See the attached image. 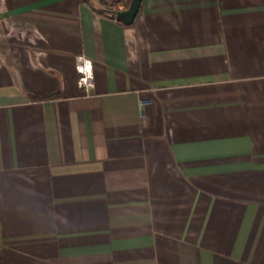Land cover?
<instances>
[{"label":"crops","instance_id":"0c3cea01","mask_svg":"<svg viewBox=\"0 0 264 264\" xmlns=\"http://www.w3.org/2000/svg\"><path fill=\"white\" fill-rule=\"evenodd\" d=\"M107 1L0 0V264H264V0Z\"/></svg>","mask_w":264,"mask_h":264},{"label":"built area","instance_id":"2783aa9c","mask_svg":"<svg viewBox=\"0 0 264 264\" xmlns=\"http://www.w3.org/2000/svg\"><path fill=\"white\" fill-rule=\"evenodd\" d=\"M109 6L113 13L117 14L119 11L127 9L129 6L125 1L118 0L117 3L114 0H108ZM76 70L78 72L77 84L85 95H90L91 91L95 88L94 77V62L86 55H78L76 57ZM148 104L147 101H142V107Z\"/></svg>","mask_w":264,"mask_h":264},{"label":"water","instance_id":"95a60500","mask_svg":"<svg viewBox=\"0 0 264 264\" xmlns=\"http://www.w3.org/2000/svg\"><path fill=\"white\" fill-rule=\"evenodd\" d=\"M142 0H131V3L127 9L121 10L117 13V16L122 19L126 24L134 22L140 7Z\"/></svg>","mask_w":264,"mask_h":264},{"label":"trees","instance_id":"16d2710c","mask_svg":"<svg viewBox=\"0 0 264 264\" xmlns=\"http://www.w3.org/2000/svg\"><path fill=\"white\" fill-rule=\"evenodd\" d=\"M125 3L129 6L130 3H131V0H125ZM102 12L105 13V14H107V15H109V16H111V17H113L114 19H116V20H118V21H122V19L119 18V17L117 16V14L113 13L112 11H111V13H110V11H108V10L105 9V10H102Z\"/></svg>","mask_w":264,"mask_h":264},{"label":"rangeland","instance_id":"374dc122","mask_svg":"<svg viewBox=\"0 0 264 264\" xmlns=\"http://www.w3.org/2000/svg\"><path fill=\"white\" fill-rule=\"evenodd\" d=\"M109 8H111V7H109Z\"/></svg>","mask_w":264,"mask_h":264}]
</instances>
